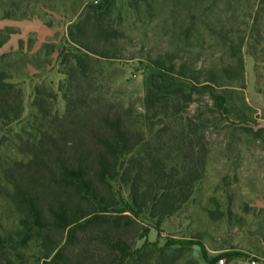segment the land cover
<instances>
[{
	"label": "trees",
	"instance_id": "16d2710c",
	"mask_svg": "<svg viewBox=\"0 0 264 264\" xmlns=\"http://www.w3.org/2000/svg\"><path fill=\"white\" fill-rule=\"evenodd\" d=\"M84 11L57 48L65 113L58 114L53 89L36 86L32 131L23 129L17 144L28 159L0 156V200L14 217L12 227L0 221V264H177L184 248L172 255L148 242L138 248L149 234L144 221L161 224L183 210L206 174L207 132L221 116L247 117L234 88L243 81V59L215 68L174 51L148 56L142 103L126 104L106 85L103 65L123 58L125 34L105 2ZM196 13L187 17L196 21ZM13 33L0 30V49ZM43 51L55 48L45 43ZM196 101L204 107L192 112ZM24 113L23 89L0 68V131Z\"/></svg>",
	"mask_w": 264,
	"mask_h": 264
},
{
	"label": "rangeland",
	"instance_id": "374dc122",
	"mask_svg": "<svg viewBox=\"0 0 264 264\" xmlns=\"http://www.w3.org/2000/svg\"><path fill=\"white\" fill-rule=\"evenodd\" d=\"M98 2L109 5L114 25L125 34L120 41L123 58L103 65L106 85L126 104L142 103L151 74L148 56L174 51L198 67L215 68L241 56L244 64L243 81L234 88L236 104L247 117L218 118L207 132L206 174L192 199L161 224L145 220L149 234L137 246L156 244L165 247L167 255L184 248L177 264L189 259L199 264H220L222 259L224 264H247L248 259L264 264V0H0V30L14 32L0 49V68L23 89L25 107L21 122L0 131V156L9 162L28 159L17 144L23 129L32 131L36 86L53 89L56 110L60 116L65 113L66 102L58 89L66 76L57 48L65 45L68 27L88 5ZM189 10H197L196 21L187 17ZM45 43L55 51L42 52ZM133 54L140 58L132 59ZM200 106L196 101L191 111H201ZM115 187L126 202V190ZM0 221L5 227L14 225L2 200Z\"/></svg>",
	"mask_w": 264,
	"mask_h": 264
},
{
	"label": "built area",
	"instance_id": "2783aa9c",
	"mask_svg": "<svg viewBox=\"0 0 264 264\" xmlns=\"http://www.w3.org/2000/svg\"><path fill=\"white\" fill-rule=\"evenodd\" d=\"M219 263H220V264H224V260H223V259L220 260ZM247 264H256V261L253 260V259H248V260H247Z\"/></svg>",
	"mask_w": 264,
	"mask_h": 264
},
{
	"label": "crops",
	"instance_id": "0c3cea01",
	"mask_svg": "<svg viewBox=\"0 0 264 264\" xmlns=\"http://www.w3.org/2000/svg\"><path fill=\"white\" fill-rule=\"evenodd\" d=\"M143 245L139 246L138 248L142 247Z\"/></svg>",
	"mask_w": 264,
	"mask_h": 264
}]
</instances>
